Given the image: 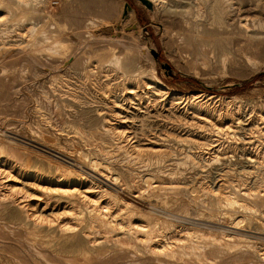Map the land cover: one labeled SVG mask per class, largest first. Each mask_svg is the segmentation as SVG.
I'll return each instance as SVG.
<instances>
[{"label": "rangeland", "instance_id": "1", "mask_svg": "<svg viewBox=\"0 0 264 264\" xmlns=\"http://www.w3.org/2000/svg\"><path fill=\"white\" fill-rule=\"evenodd\" d=\"M122 1L132 13L123 15ZM146 1L150 8L142 0H60L56 5L37 0V10L26 11L16 0H0V29L10 30L0 34V131L14 135L16 141L11 144L0 133V154L30 170L54 174L52 164L24 149H33L31 143L36 142L74 158L78 156L74 149L96 153L118 170L131 167L138 183L144 174L154 180H174L173 188L153 194L150 200L153 206L167 209L168 221L138 215L160 231L171 229L173 217L193 216L216 223L219 228L201 227L208 236H224L236 221L247 230L264 232V166L254 168L245 158L264 146V137L253 131L264 125V0ZM241 18L248 19L247 30L239 25ZM125 76L139 84L153 80L160 90L150 87L146 95L118 98L114 107L110 94L118 91L116 85L122 87ZM120 120L128 134L125 138L109 129L110 123ZM229 123L234 136L215 129ZM189 136L203 142V147L184 141ZM136 140L140 153L130 148ZM174 165L180 170L170 174ZM250 187L260 192L242 193ZM224 193L254 205L258 216L243 206L221 203ZM25 194L24 201L34 204L46 197L36 186ZM40 207L47 219L64 214L58 201ZM24 212L16 203L0 202V264H169L164 261L174 260L126 253L110 241L83 252L88 245L82 236L60 231L56 221L26 223ZM81 218L84 225L89 220L85 213ZM210 239L202 242L199 252L170 263L264 264L263 243L254 244L255 253L243 240L218 246L208 243Z\"/></svg>", "mask_w": 264, "mask_h": 264}, {"label": "bare ground", "instance_id": "2", "mask_svg": "<svg viewBox=\"0 0 264 264\" xmlns=\"http://www.w3.org/2000/svg\"><path fill=\"white\" fill-rule=\"evenodd\" d=\"M16 1L18 7L19 8L21 7V9L23 10L26 11H28L29 9L37 10L36 7L37 0H16ZM209 5H211V3ZM208 8L210 9V7ZM121 9L123 15H128L132 13V9L130 5L125 4V1L121 2ZM48 17L51 18L52 14L49 13ZM241 19H243V22ZM241 19L239 25L243 26L247 30L248 27L250 26L248 19L246 18H241ZM9 32L10 30L8 28L0 29V34L7 35ZM31 37L32 35H29V38ZM44 38H47V36H44ZM52 43L55 44L56 42L53 40ZM106 62H111V61L110 59H107ZM105 65L108 64L105 63ZM121 74L122 73L120 72V75ZM125 78L127 80H125L126 82H124L122 87L116 85V87L114 88L119 92L121 90V92L119 93L118 91H113L110 94V97L112 98L110 99V103L112 102L111 104L114 105V107L116 106L115 103L118 98L123 100L125 99L129 100L133 96L140 97L141 95L144 94L146 95L148 88L150 87H153L155 90H160V87H157L158 84L155 83V81L153 82V80L151 82H145L143 84H139L138 81H133L132 78L130 77L125 76ZM44 95H46V93ZM41 113L42 111L40 112V114ZM112 114L116 116L118 112L115 111V109H112ZM77 117H80V115ZM43 118L46 119V117L44 116ZM117 122L118 123L113 125L110 123L109 129L113 131L117 137L118 136L122 138L127 137L128 134L125 133L126 130L124 131V129H121L120 127L122 126V123L124 121L120 120ZM222 126L223 125L216 126L215 129L225 130L228 133H230L232 136H234V129L232 128L231 123L226 124L223 127ZM57 131L60 132L59 130ZM253 131L257 132L259 135H262V137H264V125L259 126L258 128L253 127ZM0 133L5 135L9 139L8 141L12 142L11 144L16 143V141L14 142V135L8 133L7 131H2V132L0 131ZM179 139L180 138H178V140ZM136 141L137 143L130 144V148L133 150V152L140 153L142 151V147L138 146V140ZM184 141L189 142L191 144L194 143L196 146H200V147L203 145V142H199L197 139H194L190 136L187 137V139H184ZM263 142H264V138H263ZM31 145L33 149H30L28 147H24V149L26 151L31 150L37 155L42 156L41 157L43 158L42 160L45 159L49 165L52 164L54 169V174L50 175L47 173L45 174L38 170H30L28 169L26 164L22 163L21 161L17 159H13L8 155H5L4 153H1L0 154V202L3 201L7 203H16L17 205L24 208L25 211L24 219L26 223L37 226L43 224L46 221L49 223L56 221L57 222L56 226L59 228L60 231L69 232L70 234L73 233V235H78L80 236V238L82 236V238L85 240V242L89 247V248L87 247L86 250H83V252L88 251L89 249L93 250L95 249L94 247L96 245H100V244L102 245L110 241L114 247L126 253L137 254V252H139L145 254V256H155V259L158 261H164L161 259L162 257L173 258L174 260L170 259L168 261H164L171 264L170 262L176 261L178 259L181 260V258L184 255L188 254L189 252H199L203 247L202 242H205V244H207L206 242L207 237H211L208 243H215L218 246L229 245V243L237 244L242 242L243 240L244 242L249 244L252 249H254L255 253H256L255 250L257 248L256 247L253 248L254 244H258V243L264 244V232H259L253 229L247 230L245 227H240L238 226L239 221H236L234 222V224L230 225L224 236L218 235L220 233L214 234L212 236H208V234L205 233V231L201 227L219 228L217 227L216 223L210 220H198V218L193 216H188V217L170 216L171 218L173 217L176 220L173 221V223L170 222L171 229L165 232L160 231L159 228L155 227L148 220L138 215L139 214L153 215L155 217H163L164 221L169 220L168 218H166V216L169 217L168 214L165 213V210L167 209L158 206L156 207L153 206L150 200L151 198H153L152 197L153 194L162 195L165 194L167 190H170V188H173V185L175 184L173 179H172L173 181L170 180L169 182L154 180L151 174H144L141 176V183H138L135 182V176L133 174L134 171L131 167H126V170L123 171L118 170L113 166L112 164L113 162L105 161L104 159L97 156L96 153H91L89 155L88 152L82 149H74L76 154H78V156L74 158L73 156L64 155L63 153L55 151L54 149L49 148L48 146L41 143L32 142ZM261 149L263 150L259 152L257 151L255 155L251 153L249 155L248 153L245 157L247 162L249 163L252 162L251 164L254 165V168L255 165L256 168L264 166V146ZM2 150L3 149L0 148V152H2ZM98 151L103 153L102 148H99ZM153 153L161 154L158 151H154ZM111 157H115V156H111ZM121 158L122 160H124L125 156L124 157L122 156ZM121 158H119L118 160H120ZM29 161L30 158L29 156H27L26 163ZM50 161H52V163H50ZM180 163H182V161H180ZM146 164L148 165L149 162H147ZM178 170H180V167L178 165H174L171 171H169V173L170 174L177 173L179 172ZM171 178H173V176ZM34 186L39 188L42 191V195L46 197L44 199H39L41 201L35 204L31 202H25L24 197L26 196L25 194L26 190L29 187H34ZM195 189L196 188H193L192 191L194 192L193 199L196 200L198 196L196 195ZM257 192L259 193L260 190L259 189L255 190L252 189L251 187L247 189H242V193L245 195L254 196L255 193ZM220 197L223 200L221 201V203H224V201H226V203L228 202L230 204H235V205L237 204L243 206L244 208H247L248 212L252 213L255 216H258V210L256 209V207H254V205L251 204L247 205L245 204V202H239L234 196L229 197L225 195V193L222 194ZM56 201H58V205L63 206L64 214L61 216L58 215L59 217L52 216L53 217L52 219H47L46 216L43 214L44 208H41L40 206H42V204L44 205L50 203L53 204ZM217 210H221L220 207L217 206ZM84 213L87 215L89 219L85 225L82 224L83 218H81L84 215ZM261 216H262L261 221L263 222V226H264V211H261ZM198 231H200V233ZM96 234L99 235L98 238L95 236ZM135 241H138V243H135ZM261 251H262L261 254H264V247L263 249H261ZM134 261L135 260H133V262ZM140 264L143 263L141 262Z\"/></svg>", "mask_w": 264, "mask_h": 264}, {"label": "built area", "instance_id": "3", "mask_svg": "<svg viewBox=\"0 0 264 264\" xmlns=\"http://www.w3.org/2000/svg\"><path fill=\"white\" fill-rule=\"evenodd\" d=\"M60 0H50L51 4L52 5H56L59 3Z\"/></svg>", "mask_w": 264, "mask_h": 264}, {"label": "water", "instance_id": "4", "mask_svg": "<svg viewBox=\"0 0 264 264\" xmlns=\"http://www.w3.org/2000/svg\"><path fill=\"white\" fill-rule=\"evenodd\" d=\"M149 8L151 7V4L147 2L146 0H142Z\"/></svg>", "mask_w": 264, "mask_h": 264}]
</instances>
